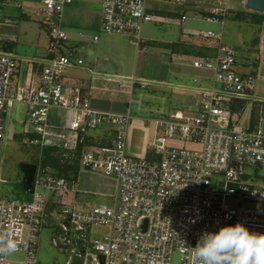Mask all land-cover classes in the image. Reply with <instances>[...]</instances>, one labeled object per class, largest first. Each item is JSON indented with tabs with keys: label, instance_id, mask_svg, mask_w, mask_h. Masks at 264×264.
<instances>
[{
	"label": "built area",
	"instance_id": "built-area-1",
	"mask_svg": "<svg viewBox=\"0 0 264 264\" xmlns=\"http://www.w3.org/2000/svg\"><path fill=\"white\" fill-rule=\"evenodd\" d=\"M102 1L101 32L130 37L138 47L145 42L144 25L159 21L148 11L150 0ZM73 2L42 0L34 10L49 34V44L45 57L28 60L42 65L38 79L30 72L26 86L16 93L13 86L18 58L0 49V184L5 181V117L13 102L19 101L27 105L32 125L26 133L36 134L29 143L55 146L64 165L77 161L79 171L113 179V203L69 202L67 196L79 191L77 175L55 173L38 164L32 199L0 196V231H8L15 221L19 247L14 254L24 255L21 260L0 256V264H39V234L53 216L61 218L53 244L65 252L74 243L77 246L70 249L66 264H172L175 252L181 255V264H194L187 247H195L204 232L242 223L250 232L264 233V184L253 182L246 173L248 166L264 167V117L244 125L232 111L236 99L264 103V95L256 93L264 86V70L260 68L264 53L239 57L235 49L222 42L223 31L203 32L205 38L216 42V52L194 59L193 66L210 72L212 85L190 88L195 92L193 105L157 119L150 154L131 156L127 152L130 108L125 112L100 110L92 106L80 87H65V71L84 64L83 59L75 58L78 48L70 44L62 20L66 7ZM246 2L215 0L208 18L223 24L233 11L231 4L245 6ZM4 6L22 4L0 0V10ZM187 19L183 14L181 21ZM16 39L0 32V43ZM260 45L264 51V35ZM129 81L131 92L136 82L143 88L148 84L138 79ZM55 108L73 115L70 127L62 133L52 130L50 118ZM101 126L115 131L111 144L88 146L89 131ZM97 226L107 227L108 233L94 237ZM71 227L78 233L76 242L70 237Z\"/></svg>",
	"mask_w": 264,
	"mask_h": 264
},
{
	"label": "crops",
	"instance_id": "crops-1",
	"mask_svg": "<svg viewBox=\"0 0 264 264\" xmlns=\"http://www.w3.org/2000/svg\"><path fill=\"white\" fill-rule=\"evenodd\" d=\"M41 1L35 2L41 4ZM214 4L215 0H185L184 3L168 0L148 1V11L159 20L153 21V23L160 25V27L153 28L152 31L145 29L143 31L145 42L138 47L133 43L131 45L125 40L115 37L118 34L101 32V9H95L94 4L90 0H74L72 4L66 7L62 19L64 28H67L66 30L71 38L70 44L78 48L75 58L83 59L84 64L81 67H72L65 71V87L68 89L80 87L82 93L90 99L94 108L125 112L130 108L128 106L129 103L131 104L133 101L132 95L134 89L132 92L130 91L129 79H138L148 82L147 86L151 83L155 85V88L162 91L171 92L175 89L189 90L188 92L191 93V96H184V103H181L185 107L187 101L189 103L194 101L195 95V92L188 87L187 80L190 79L193 81V85L195 84L192 88L212 85L211 73L195 68L193 60L198 57L215 54L216 42L205 38L202 35L205 31H198L192 24L189 26H184V24L190 19H200L201 17L212 22L213 20L209 19V15L207 14H209ZM24 6L17 7L24 8L21 10L23 17L27 18L30 15H36V10L34 11L32 8ZM13 7L15 6H4L0 10V32L2 34L14 35L17 39L16 41L1 42L0 49L12 53L18 58L19 68L14 78L13 86V92L16 93L19 88L26 86L30 72H33L35 78L38 79L42 65L30 64L28 60L36 58L41 60L45 57L49 38L47 45L41 49L37 47L33 56L17 53L13 44L19 41V22L14 20L15 17L11 14H8V12H11L8 8ZM203 7L205 10H201ZM201 12L207 14L202 16ZM183 14L188 16V19L184 22L181 21ZM176 25L184 26L180 34L174 28ZM96 35H99L98 40L94 39ZM150 43L157 50L155 53L147 52V47L150 46ZM144 58L156 61L157 68L153 75H149L145 70H141L140 63ZM260 68L264 70V62L260 64ZM138 84L141 86L139 82H136L134 87ZM243 101L246 100H234L232 107L236 108L235 113L238 114V118L242 124H253L252 105L250 106L249 103V105H246L247 102L243 103ZM15 102H13L10 108L13 107ZM190 106L191 104H189ZM179 108L173 106L171 111L179 110ZM242 112H244L243 115ZM72 120V113H70V120L66 124H61V119L51 115L52 130L56 133L67 131ZM103 129L102 131L97 129L89 131L88 146H108L111 144L115 131L110 128ZM104 131L108 132L105 134ZM104 134L107 136H104ZM150 149L151 146L148 142L145 139H141L135 144L131 143L127 152L132 153V155L146 156L150 154ZM89 174L95 175V173L83 170L78 171L79 193L99 194L106 197H111L110 195L114 194L115 183L113 179L108 177H103L102 182L99 183L101 189L92 191L82 187L87 185V180L82 178L83 175ZM69 202L80 205L78 200L72 202L69 199ZM83 202L86 203V201Z\"/></svg>",
	"mask_w": 264,
	"mask_h": 264
},
{
	"label": "rangeland",
	"instance_id": "rangeland-1",
	"mask_svg": "<svg viewBox=\"0 0 264 264\" xmlns=\"http://www.w3.org/2000/svg\"><path fill=\"white\" fill-rule=\"evenodd\" d=\"M16 3H21L24 7H29L37 10L38 4L35 1L40 0H13ZM95 9H101V15L103 12V1L90 0ZM233 11L231 15L225 19L224 23L210 22L206 18L201 17L200 19H190L184 24V26L193 25L198 31H207L209 29L215 32L223 31L222 42L233 49H235L239 57H246L254 52L264 53L261 50V38L264 35V13H259L253 10H248L243 6L242 3L231 4ZM11 7V6H10ZM22 9L24 8H8V14H11L17 22H19V41L13 44L17 53L24 55L33 56L35 55L36 49L44 48L47 45L49 34L39 21L37 15H30L27 18L22 16ZM201 10H205L203 7ZM202 13V16L207 13ZM63 20V19H62ZM15 25V24H14ZM17 26V25H15ZM184 26H175L178 34L183 31ZM153 22H148L144 25L145 29L152 31L153 28H159ZM67 29V28H66ZM119 39L125 40L128 43H132L130 37L124 35H117ZM130 38V39H129ZM131 41V42H130ZM132 45V44H131ZM150 45V46H149ZM147 47L148 53H155L157 50L150 43ZM77 59V58H76ZM263 62V60H261ZM141 70L149 75H153L156 72V61L153 59H145L140 63ZM111 71V70H110ZM264 74V72H263ZM262 76V75H261ZM188 87L192 88V80H187ZM189 90H172L171 92L162 91L155 88V85L149 84L147 87H142L139 84L134 87L133 101L129 103L132 121L128 126L127 130V144L128 149L131 143H136L141 139H145L151 146L155 138L156 131V120L161 119L164 115H169L172 107L182 108L184 103V96H191ZM258 95H264V86H261L256 92ZM165 98V99H164ZM180 101V102H179ZM186 101V99H185ZM246 105H252V121H259L261 117H264V103L253 100H246ZM252 102V104H251ZM187 105L182 109H187L189 104L193 105V102H186ZM249 103V104H248ZM179 108V109H180ZM164 114H161V112ZM244 112H242L243 115ZM51 115L61 119V124L70 120V112L65 109L55 108L52 109ZM240 116V115H239ZM28 107L25 103L16 101L12 108L9 109L8 114L5 117V126L7 132V139L3 143L2 147V176L4 182L0 184V196L5 199H21L23 201L32 199L33 194L25 190L23 187L24 172L21 169L23 162L41 164L48 167V169L55 173H60L68 167L61 161V153L58 148L53 149L47 146H40L30 144L29 140L34 138L29 133H26V129L32 130V125L29 124ZM134 123V124H133ZM133 124V125H132ZM104 126L97 128V130H104ZM93 131V130H92ZM108 132V131H107ZM107 132L104 131L106 134ZM104 136H107L105 135ZM50 141V137L47 138V142ZM131 156L143 157L138 155ZM77 161H75L76 163ZM247 178L251 179L259 185L264 184V167L261 166H248L246 168ZM73 172H68V175ZM105 177L96 173L95 175H83L82 178L87 180L85 187L92 191L101 189L100 184L102 178ZM109 178V177H108ZM111 179V178H110ZM41 192L45 190L39 189ZM72 202L78 200L80 205L86 203L89 204H100L106 203L112 205L113 198L101 196L99 194H85V193H71L67 196ZM83 201H86L83 202ZM59 209L63 210L64 206L59 205ZM60 221L61 218L57 216L50 217L46 225L41 229L38 239V252L37 260L39 264H66L70 254V249L77 247L74 243L73 246L69 247V252L61 251V249L53 244V236H58L60 232ZM94 237L108 233V228L104 226L94 227ZM71 239L76 242L78 239V233L73 227L70 229ZM10 257L14 260L23 259L22 253L12 254ZM181 255L175 252L172 256V264H181Z\"/></svg>",
	"mask_w": 264,
	"mask_h": 264
},
{
	"label": "clouds",
	"instance_id": "clouds-1",
	"mask_svg": "<svg viewBox=\"0 0 264 264\" xmlns=\"http://www.w3.org/2000/svg\"><path fill=\"white\" fill-rule=\"evenodd\" d=\"M13 221L0 231V256H10L19 247ZM190 249L194 264H264V233L250 232L242 223L226 225L217 232H204Z\"/></svg>",
	"mask_w": 264,
	"mask_h": 264
},
{
	"label": "water",
	"instance_id": "water-1",
	"mask_svg": "<svg viewBox=\"0 0 264 264\" xmlns=\"http://www.w3.org/2000/svg\"><path fill=\"white\" fill-rule=\"evenodd\" d=\"M245 8L248 10L259 12V13H264V0H247L245 4ZM21 169L24 172V179L22 182L23 187L25 188V190L29 191L30 193H33L34 192V179H35V174L38 169V164L23 162L21 164ZM66 223H68V221ZM144 227L146 229L147 224H145Z\"/></svg>",
	"mask_w": 264,
	"mask_h": 264
},
{
	"label": "trees",
	"instance_id": "trees-1",
	"mask_svg": "<svg viewBox=\"0 0 264 264\" xmlns=\"http://www.w3.org/2000/svg\"><path fill=\"white\" fill-rule=\"evenodd\" d=\"M209 15V14H207ZM244 103V101H243ZM232 111L235 112L236 111V108L233 106L232 107ZM32 137H36V134H31ZM49 148H53V149H56L57 147H49ZM79 171V164L76 162V164L72 165V166H68L66 169H64V171H61L59 174H67L68 175V172L70 174V172H73L74 175H77Z\"/></svg>",
	"mask_w": 264,
	"mask_h": 264
}]
</instances>
